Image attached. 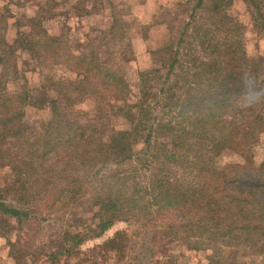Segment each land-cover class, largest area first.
<instances>
[{
  "label": "trees",
  "instance_id": "16d2710c",
  "mask_svg": "<svg viewBox=\"0 0 264 264\" xmlns=\"http://www.w3.org/2000/svg\"><path fill=\"white\" fill-rule=\"evenodd\" d=\"M236 1L186 0L177 24L160 18L131 26L114 7L110 27L85 45L49 36L39 19L18 24L30 32L9 43L10 16L0 10V212L27 217L6 203L18 189L34 208L74 215L93 189L91 216H71L54 257L74 259L81 243L117 221L162 252L183 240L206 264L264 256V66L247 57L244 42L248 24L264 36V0H239L243 10ZM133 29L144 41L151 30L169 35L146 51L134 86L124 68L135 61ZM18 50L53 77L35 90L21 85ZM30 104L49 109L46 123L26 124ZM225 152L237 160L218 167ZM126 164L131 170L122 172ZM139 171L144 183L134 177ZM129 238L117 232L95 250L123 256ZM14 249L8 263L24 264L26 254Z\"/></svg>",
  "mask_w": 264,
  "mask_h": 264
},
{
  "label": "rangeland",
  "instance_id": "374dc122",
  "mask_svg": "<svg viewBox=\"0 0 264 264\" xmlns=\"http://www.w3.org/2000/svg\"><path fill=\"white\" fill-rule=\"evenodd\" d=\"M185 3L186 0H0V10L10 16L6 33L9 43L13 42L18 31L30 32L27 25L19 26L18 24L25 23L27 19H39L42 28L49 36H63L67 37L68 42L72 45L77 43L85 45L89 38L110 27L114 7L120 11L122 18L131 26L148 25L154 19L160 18L166 22L171 21L173 24H177L176 20L184 16L182 9ZM235 7L243 10V5L239 0L235 2ZM169 11L170 15H163L164 12L169 13ZM142 34L144 32L139 29H133L129 33L135 61L126 64L124 68L126 79L133 86L135 85L137 67L147 64L146 51L158 47L157 45H161L169 38L168 33L161 30L147 32L149 38L147 41L142 39ZM244 42L247 57L257 60L264 66V36L255 31L251 24L247 25ZM114 44L112 41L109 44V49L115 50ZM16 58L18 69L24 72V78L20 84L25 85L28 90L42 87L43 84H46L44 80L53 77L49 68L36 65L25 50H18ZM55 78H61L59 72ZM9 88L11 92L16 87ZM45 93L50 98L56 96L51 90H47ZM23 118L26 124L39 126L48 121L50 111L47 107L40 108L30 104L24 107ZM112 124L114 125V121ZM141 147L139 144L136 149H141ZM236 160L235 155L225 152L216 159V165L222 167L225 162H235ZM132 165L136 168L139 166L138 163H132ZM130 166L131 164L124 165L121 168L122 172L131 170ZM162 167L181 175L180 171L175 170V166L165 165ZM86 175L91 177L90 182L99 178L93 176V172H88ZM137 176L140 182L146 181V176L142 171H139L134 177ZM4 181L5 174L0 170V186ZM130 182L134 185V182ZM11 188L15 187L11 186ZM17 190L7 196L6 203L15 209L27 211L28 215L27 217L22 216L18 220L16 217L0 212V264H11V261L8 263L7 259L12 247L19 249V251L14 249L16 253L26 254L23 259L24 264H206L200 253L187 250L183 240L171 243L172 247L167 246L165 247L166 251L162 252L149 237L130 236L131 226L123 221L115 222L100 237L81 243L78 249L79 255L73 257L74 259L54 257L61 246L59 242L61 243L63 231L70 227L71 216L72 219L83 215L91 216L92 201L96 198L95 192L91 189L88 196L93 198L86 199L84 204L73 210L74 215H70L69 213L62 214V212L47 213L45 208H34L32 203L27 204V200L20 199L15 195ZM12 198H17L20 203H16ZM117 232H127L130 237L127 243L130 249L123 256H115L114 253L104 256L105 251L95 250L110 240ZM62 246H66V244L64 243ZM51 259H55V261ZM245 264H264V256L249 257L245 260Z\"/></svg>",
  "mask_w": 264,
  "mask_h": 264
},
{
  "label": "clouds",
  "instance_id": "9594fccd",
  "mask_svg": "<svg viewBox=\"0 0 264 264\" xmlns=\"http://www.w3.org/2000/svg\"><path fill=\"white\" fill-rule=\"evenodd\" d=\"M248 102L249 103H255V99L251 95H249L248 96Z\"/></svg>",
  "mask_w": 264,
  "mask_h": 264
}]
</instances>
